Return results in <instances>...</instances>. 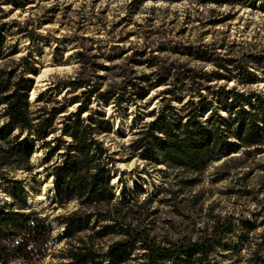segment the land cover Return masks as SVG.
Masks as SVG:
<instances>
[{
  "label": "rangeland",
  "instance_id": "1",
  "mask_svg": "<svg viewBox=\"0 0 264 264\" xmlns=\"http://www.w3.org/2000/svg\"><path fill=\"white\" fill-rule=\"evenodd\" d=\"M0 10V27H6L5 37L18 51L13 59L31 54L35 70L34 75H29L33 79L32 102L50 85L74 77H82L90 84L100 83L101 91L113 88L119 92L123 79L149 77L163 68H176V64L211 71L212 64L198 62L186 54L196 49L216 52L222 59H240L247 53L264 51V11L249 6L162 0H0ZM255 75V84L237 88L264 91L263 75ZM233 85L234 82L228 84ZM164 89L176 95L171 81L135 104L113 107L114 102L105 96L97 102L92 100L89 106L109 123L110 130H104L100 140L114 155L110 174L112 179L115 177V185L113 180L111 184L116 202H130L115 208V216L119 215L123 224L145 230L157 241H194L209 232L216 220L230 218L235 230L225 236L222 248L210 256V263L264 264V152L246 154V149L230 142L216 161L195 175L149 164L128 151L135 128L151 120V111L158 112L167 102L180 108L192 99L186 95L180 101H167L172 93L163 94ZM79 92L63 88L54 92L52 99L68 102V111H75L78 103L71 99ZM218 109L226 119V108ZM201 114L205 117L209 110L202 109ZM21 139L28 142L24 136ZM44 153L36 145L31 157L33 171L5 170L0 183L3 179L22 180L28 205L48 218L52 237L56 238L63 231L57 218L75 211L78 204L75 200L60 203L53 180L46 173L51 162H42ZM7 201V188L3 186L0 202ZM241 221L249 226L243 227ZM101 224L105 223H98ZM90 234L92 231L86 230L77 237L86 242ZM118 239L120 236L110 234L92 241L102 253ZM67 243L73 242L56 243L40 264L59 263L52 253L66 249ZM255 251L259 252L257 259L253 258ZM130 254L125 264L142 262L139 249Z\"/></svg>",
  "mask_w": 264,
  "mask_h": 264
},
{
  "label": "trees",
  "instance_id": "2",
  "mask_svg": "<svg viewBox=\"0 0 264 264\" xmlns=\"http://www.w3.org/2000/svg\"><path fill=\"white\" fill-rule=\"evenodd\" d=\"M162 1L249 6L264 11V0ZM6 32V27L1 26L0 175H6L5 170L31 173L34 167L31 157L37 145L45 152L42 162L47 165L51 162L46 173L53 180L60 203L75 200L78 208L57 218L63 231L53 238L48 218L41 217L28 205L23 181L3 179L0 188H7L8 201L0 202V264H40L62 240L73 243H67L68 247L57 254L52 253L60 260L57 264H125L136 249L142 252L140 264H211L210 256L222 248L225 236L235 230L233 219L216 220L209 232L194 241H157L145 230L123 224L119 215L115 216V208L126 207L130 202H116L110 174L114 155L100 140L106 133L104 130H110L109 123L89 106L92 100L97 102L105 96L114 102L113 107L135 104L153 89L172 81L176 95L175 91L164 89L163 94L172 93L167 101L172 98L180 101L186 95L192 99L180 108L167 102L158 112L151 111V120L135 128L128 151L132 157L149 164L200 175L230 142L246 149V154L264 152V91L237 88L255 84L256 72L264 77V51L247 53L240 59H222L216 52L196 49L186 54L198 62L212 64L211 71L176 64V68H163L149 77L123 79L119 92L113 88L101 91L100 83L90 84L82 77H74L50 85L32 102L33 79L29 75H34L35 70L31 54L14 60L18 51L9 44ZM230 82H234L231 87ZM144 83L148 86L143 87ZM63 88L69 92L80 90L71 99L72 103H78L75 111H68V102L52 99L54 92ZM218 107L226 108V119ZM202 109H208L209 114L204 117ZM241 222L243 227L249 226ZM86 230L92 234L85 242L77 236ZM110 234L120 239L111 242L102 253L97 251L92 240ZM258 254L255 251L253 258L257 259Z\"/></svg>",
  "mask_w": 264,
  "mask_h": 264
},
{
  "label": "bare ground",
  "instance_id": "3",
  "mask_svg": "<svg viewBox=\"0 0 264 264\" xmlns=\"http://www.w3.org/2000/svg\"><path fill=\"white\" fill-rule=\"evenodd\" d=\"M33 98H34V95L31 96V99H32V100H33ZM113 179H115V177H114ZM113 179H112V180H113ZM112 182H113V184L115 185L114 180H113ZM116 191H118L117 188H116Z\"/></svg>",
  "mask_w": 264,
  "mask_h": 264
},
{
  "label": "water",
  "instance_id": "4",
  "mask_svg": "<svg viewBox=\"0 0 264 264\" xmlns=\"http://www.w3.org/2000/svg\"><path fill=\"white\" fill-rule=\"evenodd\" d=\"M30 101H32V99H30Z\"/></svg>",
  "mask_w": 264,
  "mask_h": 264
}]
</instances>
